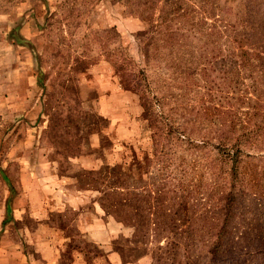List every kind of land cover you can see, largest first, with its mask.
<instances>
[{
	"label": "rangeland",
	"instance_id": "obj_1",
	"mask_svg": "<svg viewBox=\"0 0 264 264\" xmlns=\"http://www.w3.org/2000/svg\"><path fill=\"white\" fill-rule=\"evenodd\" d=\"M143 3L0 0V237H21L22 248L31 247L28 234L18 232L34 229V219L22 213L21 219L6 220L11 215H6L5 206L20 193L22 180H29L22 168H34L43 180L48 168L61 166L76 175L83 189L95 190L86 198L97 201L100 194L105 218L117 226L104 247L92 248L86 242L95 264H215L207 253L220 223L206 186L209 148L165 136L162 108L153 98L162 85L163 63L157 58L147 67V91L139 75L144 61L131 36L153 27L157 19L160 4L151 15ZM143 40L140 36L141 45ZM130 75L141 86L127 91L115 77L127 82ZM162 89L167 97L180 93L172 79ZM202 93L190 90L192 100L184 98L187 111L181 108L182 97L167 100L168 108L178 105L177 112L170 113L177 124L190 128L194 112H188V105ZM192 134L201 140L203 133ZM102 154L108 165L91 173L75 168L91 165L93 156ZM72 158L81 161L76 165ZM263 164L264 159L249 160V170L261 173ZM26 196L21 202L40 198ZM261 205L259 218L264 216V202ZM260 222H253L258 225L253 231L242 230L246 235L235 247L243 254L222 264H264ZM104 226L102 221L101 232ZM229 244L226 241L225 248ZM112 251L116 263L108 256ZM69 256L61 264H68Z\"/></svg>",
	"mask_w": 264,
	"mask_h": 264
},
{
	"label": "trees",
	"instance_id": "obj_2",
	"mask_svg": "<svg viewBox=\"0 0 264 264\" xmlns=\"http://www.w3.org/2000/svg\"><path fill=\"white\" fill-rule=\"evenodd\" d=\"M157 3L160 6L153 27L131 35L145 65L139 75L150 91L147 67L160 58L162 85L172 79L180 91L167 97L161 85L153 94L162 108L160 118L167 129L166 138L193 145L199 142L195 148H209L210 178L206 186L209 198H213L209 199L210 207L217 210L216 221L220 223L207 253L212 262L222 264L243 254L235 247L246 235L241 233L243 229L255 230L256 220L264 223V216L259 218L258 212L264 202V164L261 173L249 170V160L264 159V0H145L143 7L148 4V8L144 10L154 15ZM140 36L144 38L142 45ZM115 80L127 91L141 86L135 75H130L127 82L121 76ZM191 89H202L203 93L200 100L188 105V112H194L189 128L170 116L177 112L178 105L168 108L167 100L182 97L181 108L187 111L184 98L192 100ZM192 133H203L201 140ZM98 158L101 165L109 164L104 154ZM97 201L108 214L101 208L100 194ZM9 209L7 205L6 215ZM258 239L263 241L264 236ZM226 241L230 242L227 248ZM86 242L85 259L93 261L95 257L88 254L86 244L99 248ZM221 254L226 258H219Z\"/></svg>",
	"mask_w": 264,
	"mask_h": 264
},
{
	"label": "crops",
	"instance_id": "obj_3",
	"mask_svg": "<svg viewBox=\"0 0 264 264\" xmlns=\"http://www.w3.org/2000/svg\"><path fill=\"white\" fill-rule=\"evenodd\" d=\"M70 160L77 165L81 158ZM95 161L98 166H95ZM101 164L102 160L93 156L91 165L82 164L80 168H75L95 171ZM21 173L28 176L29 180H22L20 193L14 197L12 204H7L10 206L11 216H7L6 220L21 219L22 213H28L29 217L34 219V229L23 228L18 232L20 236L28 234L27 243L31 247L22 248L24 243L21 237H18L19 241H11L7 234H3L0 237V264H61L63 257L66 258L68 254V264H95V260L85 259L84 240L100 249L104 247L102 243H105L106 239L113 237L110 233L117 227L114 222L105 218L95 198H86V194L95 191L83 189L77 184L76 175L63 170L61 166L48 168L44 173L47 177L43 180L36 177L34 168H22ZM31 194L39 195L40 198L21 202L22 198H26V195L30 197ZM22 207H25V210H19ZM102 221L107 224L104 226V232H101ZM108 256L116 263L115 252H109Z\"/></svg>",
	"mask_w": 264,
	"mask_h": 264
}]
</instances>
